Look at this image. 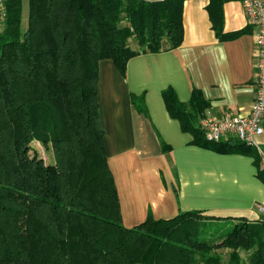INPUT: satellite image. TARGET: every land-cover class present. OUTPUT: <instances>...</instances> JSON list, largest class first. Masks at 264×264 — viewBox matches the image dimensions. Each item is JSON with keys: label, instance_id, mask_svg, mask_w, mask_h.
Wrapping results in <instances>:
<instances>
[{"label": "trees", "instance_id": "obj_1", "mask_svg": "<svg viewBox=\"0 0 264 264\" xmlns=\"http://www.w3.org/2000/svg\"><path fill=\"white\" fill-rule=\"evenodd\" d=\"M225 1L209 0L206 9L217 38L231 40L250 30L223 32ZM183 2L28 0L22 29V0H6L0 32V264H264V216L251 221L191 209L166 219L149 213L132 227L121 221L99 120V61L111 59L125 75L131 57L180 45ZM162 98L193 144L254 156L264 180L254 147L233 137L206 139L198 117L208 102L198 89L187 102L172 87ZM131 103L145 112L142 94H131ZM33 142L51 149L52 162L31 154Z\"/></svg>", "mask_w": 264, "mask_h": 264}, {"label": "crops", "instance_id": "obj_2", "mask_svg": "<svg viewBox=\"0 0 264 264\" xmlns=\"http://www.w3.org/2000/svg\"><path fill=\"white\" fill-rule=\"evenodd\" d=\"M208 2L184 0L183 39L177 47L131 57L125 75L111 59L99 61V120L125 227L141 223L149 213L166 219L191 209L251 221L264 216L257 209L264 206V180L258 177L254 156L193 144L192 134L169 115L162 98V91L172 87L187 102L198 89L208 102L198 123L205 115L245 114L250 108L255 41L242 0L222 5L224 33L250 30L231 40L215 35ZM131 94L143 95L145 112L133 107ZM257 140L264 150V134ZM260 165L264 167L262 158Z\"/></svg>", "mask_w": 264, "mask_h": 264}, {"label": "built area", "instance_id": "obj_3", "mask_svg": "<svg viewBox=\"0 0 264 264\" xmlns=\"http://www.w3.org/2000/svg\"><path fill=\"white\" fill-rule=\"evenodd\" d=\"M6 0H0V32L6 20ZM248 25L253 28L254 58L256 74L254 80V97L245 114H234L224 111L219 116L205 115L199 121L207 140L219 142L236 138L246 145L254 147L264 159V150L257 137L264 134V1L242 0ZM259 212L264 214V206L258 205Z\"/></svg>", "mask_w": 264, "mask_h": 264}, {"label": "rangeland", "instance_id": "obj_4", "mask_svg": "<svg viewBox=\"0 0 264 264\" xmlns=\"http://www.w3.org/2000/svg\"><path fill=\"white\" fill-rule=\"evenodd\" d=\"M27 13H28V0H22V12H21L22 29L26 28V25H27V15H28ZM129 44H133L131 39L129 40ZM33 153H36L38 156L42 157L46 162H52L53 160V154H52L51 149L44 147L42 144L38 142H33L32 144L31 154Z\"/></svg>", "mask_w": 264, "mask_h": 264}]
</instances>
